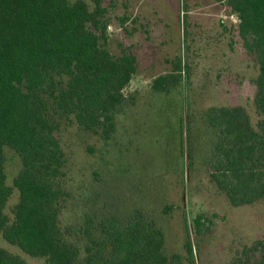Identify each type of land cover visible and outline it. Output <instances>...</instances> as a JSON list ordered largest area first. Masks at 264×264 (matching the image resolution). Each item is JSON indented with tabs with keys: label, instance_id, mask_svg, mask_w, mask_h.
Here are the masks:
<instances>
[{
	"label": "trees",
	"instance_id": "16d2710c",
	"mask_svg": "<svg viewBox=\"0 0 264 264\" xmlns=\"http://www.w3.org/2000/svg\"><path fill=\"white\" fill-rule=\"evenodd\" d=\"M215 1L237 18L243 48L257 63L253 105L259 120L254 126L239 104L210 106L199 114L196 141L215 187L232 206H240L264 199V0ZM103 2L0 0V235L46 264H182L180 255L166 253L163 231L139 209L100 220L85 215L79 228L61 225L70 195L58 131L72 122L109 140L115 115L128 101L123 91L136 71L131 52L113 57L101 42L107 29ZM180 65L155 78L151 88L170 93L188 81ZM6 149L20 162L11 186ZM13 193L17 200L9 218L5 208ZM74 236L85 241L83 249ZM185 249L192 256L188 232ZM0 264L26 263L0 247ZM231 264H264V241L245 247Z\"/></svg>",
	"mask_w": 264,
	"mask_h": 264
},
{
	"label": "rangeland",
	"instance_id": "374dc122",
	"mask_svg": "<svg viewBox=\"0 0 264 264\" xmlns=\"http://www.w3.org/2000/svg\"><path fill=\"white\" fill-rule=\"evenodd\" d=\"M102 7L107 29L101 42L113 57L131 52L136 71L109 140L72 122L58 131L70 195L61 225L79 228L85 215L100 220L139 209L163 231L166 253L180 255L182 264H231L245 247L264 241V199L228 202L201 165L196 129L202 125L199 114L210 106L239 104L254 126L259 120L253 105L258 66L243 48L237 18L215 0H104ZM178 61L188 81L170 93L155 92L153 80L172 73ZM5 160L11 186L20 162L9 149ZM16 200L13 193L7 201L9 218ZM165 206L171 207L166 214ZM187 232L192 256L185 249ZM74 238L83 249L85 241ZM0 247L26 264H46L1 235Z\"/></svg>",
	"mask_w": 264,
	"mask_h": 264
}]
</instances>
